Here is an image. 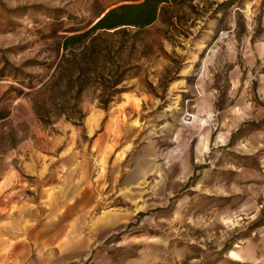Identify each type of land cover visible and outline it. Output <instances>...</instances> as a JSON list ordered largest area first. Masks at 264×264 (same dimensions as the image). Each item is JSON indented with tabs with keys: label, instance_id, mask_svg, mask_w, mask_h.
Here are the masks:
<instances>
[{
	"label": "rangeland",
	"instance_id": "374dc122",
	"mask_svg": "<svg viewBox=\"0 0 264 264\" xmlns=\"http://www.w3.org/2000/svg\"><path fill=\"white\" fill-rule=\"evenodd\" d=\"M127 2L0 0V242L37 264H264V0L165 4L154 55L80 126L13 97L50 73L54 18Z\"/></svg>",
	"mask_w": 264,
	"mask_h": 264
},
{
	"label": "trees",
	"instance_id": "16d2710c",
	"mask_svg": "<svg viewBox=\"0 0 264 264\" xmlns=\"http://www.w3.org/2000/svg\"><path fill=\"white\" fill-rule=\"evenodd\" d=\"M131 1L136 2L98 12L82 26H65L59 18L46 26L44 39L55 41L53 60L43 63L50 73L36 86L27 75V91L18 90L13 96L30 102L41 126H50L59 119L80 126L84 118L80 104L85 97L107 110L128 91L126 82L142 69L139 62L154 55L149 27L156 20L164 22V5L176 0ZM157 46L159 53L165 55ZM144 83L151 87L149 82ZM7 116L6 110L0 109V121ZM6 138L7 148L15 147L18 141L14 132H8Z\"/></svg>",
	"mask_w": 264,
	"mask_h": 264
},
{
	"label": "crops",
	"instance_id": "0c3cea01",
	"mask_svg": "<svg viewBox=\"0 0 264 264\" xmlns=\"http://www.w3.org/2000/svg\"><path fill=\"white\" fill-rule=\"evenodd\" d=\"M5 235H2L0 238H4ZM10 240V239H9ZM12 242V240H11ZM0 264H37L35 263V259L32 257V259L26 258V253L23 254V248H17V247H10L5 245V243L2 241L0 242ZM27 250L32 251L31 248H27ZM61 261L52 263V264H66L67 262L64 260L63 257L60 258ZM65 262V263H64ZM43 264V263H42ZM50 264V263H46Z\"/></svg>",
	"mask_w": 264,
	"mask_h": 264
},
{
	"label": "water",
	"instance_id": "95a60500",
	"mask_svg": "<svg viewBox=\"0 0 264 264\" xmlns=\"http://www.w3.org/2000/svg\"><path fill=\"white\" fill-rule=\"evenodd\" d=\"M102 14H103V13H101L100 16H102ZM98 18H99V17H98ZM98 18H96V19L94 20V22H95Z\"/></svg>",
	"mask_w": 264,
	"mask_h": 264
}]
</instances>
